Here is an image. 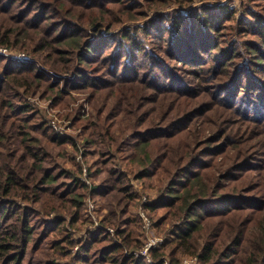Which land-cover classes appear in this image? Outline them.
<instances>
[{
  "label": "trees",
  "instance_id": "1",
  "mask_svg": "<svg viewBox=\"0 0 264 264\" xmlns=\"http://www.w3.org/2000/svg\"><path fill=\"white\" fill-rule=\"evenodd\" d=\"M193 3L0 0V46L33 61L0 55V264H152L141 207L154 264H264V4ZM43 87L89 96L82 146L28 102Z\"/></svg>",
  "mask_w": 264,
  "mask_h": 264
},
{
  "label": "rangeland",
  "instance_id": "2",
  "mask_svg": "<svg viewBox=\"0 0 264 264\" xmlns=\"http://www.w3.org/2000/svg\"><path fill=\"white\" fill-rule=\"evenodd\" d=\"M264 4L263 1L261 0H194L193 6L188 8V9H180V6L175 7L174 5L171 7L172 9H176L179 8L184 14H188L191 10L192 12L196 11L195 9H202V8H210V9H215V7H219V6H227L229 7L230 10H237L238 14L241 15V18L243 16V14L247 13L250 11V8L255 9V11H260L261 10V6ZM189 11V12H188ZM142 23V22H141ZM141 23H137V26H140ZM233 24V22L231 23ZM2 47V46H0ZM2 48H6V47H2ZM9 52H11V54H15L14 56H20V55H29L23 51L17 50V49H13V48H6ZM13 60H17L15 58H12ZM9 60V59H8ZM29 62H33L31 59L28 60ZM18 63H28V62H24V61H18ZM30 64V63H28ZM35 65V64H32ZM37 66V64H36ZM53 79V78H52ZM51 79V80H52ZM53 81V80H52ZM45 90V87L42 88V90L38 91V93L35 96H32L30 98H28V102H30L31 104L34 105V107L36 108V110H38L39 112H41L42 114H44V116L46 117L45 119H48L51 122H55L57 124V130H55L56 132L59 131V133L63 136V137H70L77 142H79L78 144H82L85 142V132H84V128L81 124V122H77L75 123L73 121V117H69L66 114L68 112H73V110L75 109H81V117L83 119H88L89 117H93V111H92V106H91V102L89 100V96L85 95V94H73L72 97L74 98L71 101V105H69V109H62L61 104H57L54 102L55 98L52 95H48L47 97H42V94ZM48 93V92H47ZM50 94H53L52 92H50ZM74 114V112H73ZM73 141V142H75ZM71 148V146L69 147V149ZM80 156V154L78 155V157ZM78 157H76V161L78 162ZM98 161L97 157H92L89 156L87 157L86 161L85 158L82 157L81 162L84 164L85 168L88 170V174H90V168H93L92 170H97V168H99L98 166L95 165V162ZM79 163V162H78ZM90 170V171H89ZM99 181V180H97ZM91 183V181H90ZM141 182H136V188L138 190H140L141 192V196L143 197V201L146 198L147 202H151L153 200H155L157 198V191L151 187L148 188V191H145L143 189V187L141 186ZM150 184V183H148ZM90 197H88L89 199ZM87 199V202H88ZM91 199V198H90ZM92 200V199H91ZM92 202L95 204V201L92 200ZM97 206V205H96ZM87 211L89 213V209L87 207ZM98 213V211H97ZM98 217H100L98 215ZM153 235L156 237H160L165 240L167 239V235H166V231H158L154 228L153 230ZM163 242V243H164ZM163 245V244H162ZM190 260L192 258L190 257H184L182 258L181 262L183 263L184 260ZM168 263L169 260L167 259ZM153 262V261H152ZM154 264V263H153ZM198 264H200L198 262Z\"/></svg>",
  "mask_w": 264,
  "mask_h": 264
},
{
  "label": "built area",
  "instance_id": "3",
  "mask_svg": "<svg viewBox=\"0 0 264 264\" xmlns=\"http://www.w3.org/2000/svg\"><path fill=\"white\" fill-rule=\"evenodd\" d=\"M0 55L7 56L10 59L15 58L17 59L16 61L29 62L28 60L30 59L27 55H20V56L15 57L14 56L15 54H11V52H9L6 48H2V47H0ZM50 124L53 127V129L57 130V124L55 122L50 121ZM81 159H82V156L80 155L77 159L78 162H81ZM83 172L84 174H83L82 180L86 182L87 185H91L90 183L91 180H89L88 178V175H89L88 170L84 168ZM144 203H149L147 202L146 198L144 199ZM87 207L89 209V215L95 221V226H100L99 224L100 220L97 214V206L96 204L92 202L90 198L88 199ZM139 217L141 218V221H142V228H143V231L145 232L146 239H145V243L143 247L139 251L135 252L134 254L136 257L147 259L149 262L153 264L152 256H151L152 251L160 248V246H162L164 242V239L153 235L154 222L152 221L148 213L142 207L140 208V211H139ZM110 231L111 233H114L113 229H110ZM198 262H199L198 258L194 257L190 260L185 259L182 264H198ZM165 264H169L168 261H165Z\"/></svg>",
  "mask_w": 264,
  "mask_h": 264
}]
</instances>
